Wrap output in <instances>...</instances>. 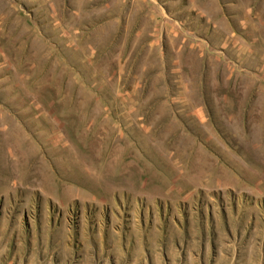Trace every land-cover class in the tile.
<instances>
[{
    "label": "rangeland",
    "instance_id": "374dc122",
    "mask_svg": "<svg viewBox=\"0 0 264 264\" xmlns=\"http://www.w3.org/2000/svg\"><path fill=\"white\" fill-rule=\"evenodd\" d=\"M0 264H264V0H0Z\"/></svg>",
    "mask_w": 264,
    "mask_h": 264
}]
</instances>
